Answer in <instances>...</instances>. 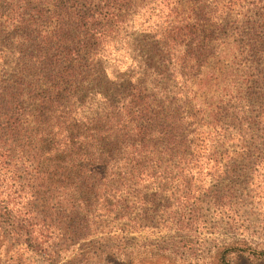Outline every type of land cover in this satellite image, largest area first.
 <instances>
[{
    "label": "trees",
    "instance_id": "16d2710c",
    "mask_svg": "<svg viewBox=\"0 0 264 264\" xmlns=\"http://www.w3.org/2000/svg\"><path fill=\"white\" fill-rule=\"evenodd\" d=\"M218 3L0 0V264H34L29 254L50 264L81 256L98 222L149 202L146 190L161 189L167 168L187 191L203 183L196 174L204 169L217 187L248 172L262 180L247 186L264 185V0H249L254 15L237 27L241 83L216 103L196 98L187 109L180 92L150 89L147 74L124 85L105 69L131 20L150 12L149 67L155 61L170 72L155 83L190 80L209 66L212 32L225 27ZM104 86H118L119 101L86 115L87 95Z\"/></svg>",
    "mask_w": 264,
    "mask_h": 264
},
{
    "label": "rangeland",
    "instance_id": "374dc122",
    "mask_svg": "<svg viewBox=\"0 0 264 264\" xmlns=\"http://www.w3.org/2000/svg\"><path fill=\"white\" fill-rule=\"evenodd\" d=\"M233 4L219 0L218 14L225 27L212 32L215 54L209 66L190 80L181 79L177 86L168 84V80L155 83V77L162 78L161 72L170 74L158 62L149 67L148 39L155 32L151 25L156 18L150 12L136 15L124 41L106 59L110 82L125 77L126 85L147 74L150 89L165 90L171 96L180 92L187 109L198 106L196 98L216 103L227 89L234 91L237 82L241 83L234 59V44L242 36L238 35L242 28L237 27H244L248 17L254 15L249 0ZM5 66L3 78L8 80L14 66L10 60ZM208 74L209 83L199 88ZM114 87L118 86L94 88L86 97L83 112L92 116L119 101L115 94L118 88ZM196 176L203 183L187 191L182 177H175L167 168L161 189L151 186L146 190L144 196L149 202L111 210L112 214H106L96 226L100 233L81 246V256L68 253L58 264H264V185L256 188L245 184L247 180L259 184L262 178L252 172L240 178L225 176L220 180L225 183L217 187L216 176L210 170H200ZM228 183L235 188L225 187ZM28 257L34 264H50L38 254Z\"/></svg>",
    "mask_w": 264,
    "mask_h": 264
}]
</instances>
